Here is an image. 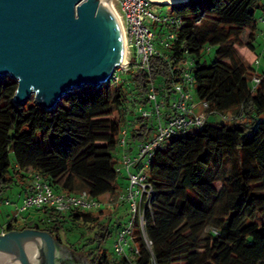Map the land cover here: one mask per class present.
Returning <instances> with one entry per match:
<instances>
[{
    "label": "trees",
    "instance_id": "obj_1",
    "mask_svg": "<svg viewBox=\"0 0 264 264\" xmlns=\"http://www.w3.org/2000/svg\"><path fill=\"white\" fill-rule=\"evenodd\" d=\"M167 6L168 14L159 17L179 23L161 22L153 41L159 48L147 69L70 91L51 109L33 96L14 104L17 84L0 78V193L17 184L27 194L36 176L56 194L86 192L97 207L61 212L43 206L37 209L45 220L22 228L43 226L57 238L66 219L82 222L93 233L83 245L93 246L87 253L82 248L91 264H264V72L256 73L238 51L254 50L255 11L264 12V0ZM260 19L264 24V15ZM210 47L214 53L207 60ZM176 86L191 95L189 103L195 105L196 98L207 104L202 124L162 139L147 162L137 159L139 145L154 140L158 125L172 116ZM211 115L218 122H209ZM124 156L133 161L128 169ZM123 170L124 193L117 181ZM129 173L145 175L152 188L143 210L150 244L135 219L138 253L110 257L100 244L130 219ZM104 195L127 204L128 217L100 222L94 210L103 211Z\"/></svg>",
    "mask_w": 264,
    "mask_h": 264
},
{
    "label": "water",
    "instance_id": "obj_2",
    "mask_svg": "<svg viewBox=\"0 0 264 264\" xmlns=\"http://www.w3.org/2000/svg\"><path fill=\"white\" fill-rule=\"evenodd\" d=\"M123 45L102 0H0V78L17 84L14 104L33 96L51 109L70 91L101 86L123 63ZM58 246L46 231L12 230L0 234V264H36L40 249L56 264Z\"/></svg>",
    "mask_w": 264,
    "mask_h": 264
},
{
    "label": "built area",
    "instance_id": "obj_3",
    "mask_svg": "<svg viewBox=\"0 0 264 264\" xmlns=\"http://www.w3.org/2000/svg\"><path fill=\"white\" fill-rule=\"evenodd\" d=\"M120 12L118 13L120 18V24L123 30L124 43L126 47V57L123 63L118 67L120 72L131 71L134 72L139 68H148L149 59L157 51L154 47L155 32L148 26L150 22H166L169 21L173 25L179 23L178 19H168L167 17H159L153 11L155 0H117ZM171 34L169 37H172ZM264 38V35H263ZM129 55L127 56V51ZM132 59L131 62L128 59ZM127 59V60H126ZM117 68L114 70V78H117ZM186 81L190 82L189 75L184 74ZM115 80V81H116ZM254 82H259L258 77H253ZM177 97L172 102V116L165 124L160 123L158 125V134L154 140L146 144H140L138 149L137 159L146 158V162L149 160L152 152L162 139L168 138L171 135L181 131L184 132L189 127H195L202 124L204 115L202 113H196L194 111L195 105L189 103L191 95L184 92L180 86H176ZM151 94L149 97L155 100V92L150 89ZM201 109L206 108L207 104L201 102ZM154 107L158 113L159 104L155 102ZM140 109V108H139ZM143 116H148L149 113L142 111ZM158 116V115H157ZM159 118V117H157ZM136 159H134L135 161ZM132 160L129 157L124 156L122 161L123 167L128 169ZM146 165V164H145ZM129 189L126 195V199L129 202L130 219L116 235L114 241V254L125 255L128 250L133 254L138 253V247L135 244L133 237V228L135 219H137L141 235L143 236L146 244L149 246L143 232V210L145 205L148 204L152 194V188L147 183L145 175L141 173H129ZM32 190L24 196V204L22 209L28 207L41 208L43 206H52L57 211H66L69 207L78 206L86 209L95 208L98 206V202L91 198L86 192H81L76 195L56 194L47 184L43 183L40 177H35L32 182Z\"/></svg>",
    "mask_w": 264,
    "mask_h": 264
},
{
    "label": "rangeland",
    "instance_id": "obj_4",
    "mask_svg": "<svg viewBox=\"0 0 264 264\" xmlns=\"http://www.w3.org/2000/svg\"><path fill=\"white\" fill-rule=\"evenodd\" d=\"M114 8L117 13L120 12L119 5L117 0H112ZM180 3V2H176ZM153 11L156 15L162 16L164 14H168L171 7L167 6V4L156 2L154 3ZM157 4V5H156ZM159 4V5H158ZM261 10H256L255 14L256 17H259L258 22V31L257 36L254 41V50L253 51H247L245 47L239 48L240 55L251 64L253 70L256 73L261 74L264 72V38L263 33L260 35V30L264 31V24L262 23L260 19ZM263 24V25H262ZM148 26L156 33V37L158 36V31L162 28L163 24L158 22H150L148 23ZM155 48H159L156 43H154ZM214 49L213 47H210V52H206V58L209 60L213 56ZM129 55V50L127 51V56ZM125 57H126V47H125ZM127 60V59H126ZM129 62L132 61V59H128ZM117 78L121 80L125 75L119 74L120 71L117 68ZM114 77V74H112L111 78ZM116 79L114 78V81ZM87 87V86H85ZM195 103V109L194 111L196 113L201 112V107L199 106V101L194 98ZM117 114H114V117H116ZM219 117L215 115H211L208 117L209 122H218ZM125 171L123 170L120 175H118V183H121V186L119 188V192H125L126 187V176ZM24 192L21 190L20 186L17 184L11 185L9 188L5 189L0 193V231H2L4 228H6L8 225H11L14 229L22 228L25 224L28 223H40L41 220H45V215L42 212V210H38L35 207H28L26 209H22V206L24 204ZM99 200L104 203L103 211L101 213H98V210H94V213L98 215L99 221L102 223L107 222V218L112 216V222L115 219L124 220L128 217L127 215V204H121V203H115V198L109 195L100 196ZM114 204L111 206V204ZM12 219V220H11ZM11 221V222H10ZM112 222L109 221L111 224ZM113 225V224H112ZM113 229L112 233L109 237H107L105 240H103L100 244V248L107 251L110 257H115L114 254V241L116 239L117 231ZM93 233L89 232L86 228V225H84L82 222H76L71 221L69 219H66L62 224V230L59 232V240L65 245L66 247H69L70 249H73L75 251H78L79 254L82 252V248H84V252L87 253L90 247L93 246V244H87L85 246V239L88 237H92ZM56 241V239H54ZM57 242V241H56ZM207 243V242H206ZM204 250V244L203 248Z\"/></svg>",
    "mask_w": 264,
    "mask_h": 264
},
{
    "label": "flooded vegetation",
    "instance_id": "obj_5",
    "mask_svg": "<svg viewBox=\"0 0 264 264\" xmlns=\"http://www.w3.org/2000/svg\"><path fill=\"white\" fill-rule=\"evenodd\" d=\"M23 229H36L39 231H46L43 226H40V227L38 226V228L31 226V227L14 229L10 225V229H7L6 227L2 231H0V234H5L12 230L20 231ZM46 232L48 233V231ZM52 237L53 239H56L57 243H59V246L56 249L57 250L56 251V255H57L56 264H83L84 261H88L91 264V262L89 261L90 258L84 252H81L79 254L78 251H75L63 245V243L61 242V240H59L58 237L57 238H55L54 236ZM36 264H45L44 249H40L38 251V254L36 256Z\"/></svg>",
    "mask_w": 264,
    "mask_h": 264
},
{
    "label": "bare ground",
    "instance_id": "obj_6",
    "mask_svg": "<svg viewBox=\"0 0 264 264\" xmlns=\"http://www.w3.org/2000/svg\"><path fill=\"white\" fill-rule=\"evenodd\" d=\"M102 1L108 6V8L110 10H112V12L115 14V16L117 17V19L119 21V24H120V18H119V15H118V13L116 12V10L114 8L112 0H102ZM155 1L156 2H160V3H173V2H179V1H182V0H155ZM123 50H124V60H125V45H123Z\"/></svg>",
    "mask_w": 264,
    "mask_h": 264
},
{
    "label": "crops",
    "instance_id": "obj_7",
    "mask_svg": "<svg viewBox=\"0 0 264 264\" xmlns=\"http://www.w3.org/2000/svg\"><path fill=\"white\" fill-rule=\"evenodd\" d=\"M262 12V11H261ZM264 15V12H262L259 16H263ZM263 25V24H262ZM264 26V25H263ZM260 31H263V30H260ZM135 150V149H134Z\"/></svg>",
    "mask_w": 264,
    "mask_h": 264
}]
</instances>
